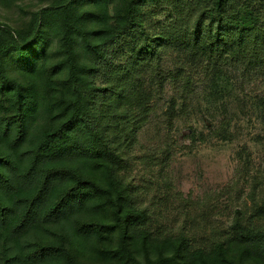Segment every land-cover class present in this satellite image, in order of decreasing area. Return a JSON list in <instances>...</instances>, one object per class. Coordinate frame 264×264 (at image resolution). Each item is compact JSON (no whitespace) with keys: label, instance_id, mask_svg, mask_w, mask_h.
<instances>
[{"label":"trees","instance_id":"16d2710c","mask_svg":"<svg viewBox=\"0 0 264 264\" xmlns=\"http://www.w3.org/2000/svg\"><path fill=\"white\" fill-rule=\"evenodd\" d=\"M163 7L168 22L156 24L154 17ZM59 8L69 14L62 26L49 20L48 12ZM32 25L29 34L7 27L8 43H0V81H10L16 56L23 79L12 81L17 133L0 139V160L9 166L0 174V264H63L70 255L51 236L54 219L74 251L103 262L118 257L120 264H264V229L254 225V212L247 217L241 210L227 229L242 244L235 257L217 245L211 254L188 263L183 236L179 243L142 241L139 246L141 240L130 235L131 224L145 225L147 214L127 209L130 186L120 189L115 175L107 176L110 162L123 165L124 148L136 144L147 119L140 107L137 112L115 110L123 102L142 101L143 72L148 70L161 88L166 81L186 93L192 88L183 67L168 74L161 69L163 49L203 56L214 68L264 69V0H212L206 5L201 0H61L38 12ZM51 36L55 46L47 40ZM39 42L38 53L24 61L22 53ZM48 103L60 113L55 118L59 125L46 133L41 115L52 111ZM77 129L83 139L76 136ZM16 173L23 179L12 184L8 178ZM35 175L36 184L25 188ZM15 199L24 205L20 217H12ZM38 204L43 207L37 213ZM107 207L121 237L114 253L103 239Z\"/></svg>","mask_w":264,"mask_h":264},{"label":"rangeland","instance_id":"374dc122","mask_svg":"<svg viewBox=\"0 0 264 264\" xmlns=\"http://www.w3.org/2000/svg\"><path fill=\"white\" fill-rule=\"evenodd\" d=\"M60 1L0 0V43H8L7 27L29 34L35 15ZM211 1L201 0L203 5ZM66 11L59 8L57 13L48 12L49 20L62 26L65 15H69ZM167 20L168 9L163 7L153 21L165 24ZM47 40L55 46L52 36ZM40 46L39 42L24 51L23 60L33 58ZM161 55L164 73L183 67L184 77L192 80V88L186 93L169 81L161 88L148 70L143 72L142 101H126L115 110L137 112L140 107L146 110L147 119L137 134L136 144L131 149L124 148L123 165L110 162L107 176L111 178L113 173L120 189L130 186L127 209L144 210L147 214L145 225L141 221L131 224L130 235L135 241L141 240L139 246L142 241L150 245L179 243L183 236L181 249L188 263L202 253L211 254L217 245L227 256L235 257L242 244L230 238L227 229L237 210L247 217L254 212V225L264 229V69L246 73L230 66L214 68L203 56L172 48L163 49ZM20 61L17 56L12 59L10 81H0V139L17 133V87L12 81L23 82L18 72ZM119 61L124 62L125 57ZM48 104L52 110L53 104ZM59 113L55 109L41 115L42 132L52 131ZM76 136L84 138L79 129ZM105 162L108 160L102 163ZM5 169L9 166L1 159L0 174ZM36 177L25 181L24 187L35 185ZM19 178L23 179L16 173L8 179L16 184ZM14 204L12 217L22 216L24 205L17 199ZM41 207L43 204L37 205V213ZM106 211L103 239L106 248L114 253L121 246V237L111 223L113 210L107 207ZM36 222L39 224L40 219ZM50 226L57 245L70 255L63 264H68L69 259L73 264H120L118 257L103 262L91 254L74 251L63 236L62 226L55 219ZM0 249H4V244Z\"/></svg>","mask_w":264,"mask_h":264}]
</instances>
